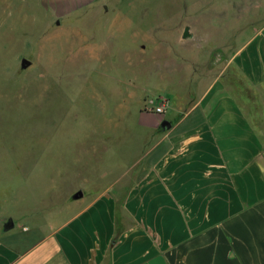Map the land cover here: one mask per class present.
<instances>
[{
    "label": "rangeland",
    "instance_id": "obj_1",
    "mask_svg": "<svg viewBox=\"0 0 264 264\" xmlns=\"http://www.w3.org/2000/svg\"><path fill=\"white\" fill-rule=\"evenodd\" d=\"M53 1L0 0V218L20 227L57 224L72 189L125 173L146 146L143 98L186 99L188 73L168 66L225 55L264 24V0H94L65 14Z\"/></svg>",
    "mask_w": 264,
    "mask_h": 264
},
{
    "label": "crops",
    "instance_id": "obj_2",
    "mask_svg": "<svg viewBox=\"0 0 264 264\" xmlns=\"http://www.w3.org/2000/svg\"><path fill=\"white\" fill-rule=\"evenodd\" d=\"M71 1L51 9L95 4ZM219 53L168 66L188 73L186 99L143 98L146 146L110 185L72 189L54 225L0 218V264H264V24ZM158 96L164 115L147 109Z\"/></svg>",
    "mask_w": 264,
    "mask_h": 264
},
{
    "label": "water",
    "instance_id": "obj_3",
    "mask_svg": "<svg viewBox=\"0 0 264 264\" xmlns=\"http://www.w3.org/2000/svg\"><path fill=\"white\" fill-rule=\"evenodd\" d=\"M190 36H191L190 28H189V27H186L185 30H184V32H183V39H187V38H189ZM31 64H32V62H31L30 60H28V59H26V58H23V59H22V62H21V67H22L23 69H27L29 66H31ZM171 126H172V124H171L169 121H167V120H165V121H163V122L161 123V128H162L163 130L170 129ZM82 196H83V194H82L81 192L78 193V194H76V197H77V198H80V197H82ZM9 227H10V224H7V225H6V228H9ZM11 227H12V226H11Z\"/></svg>",
    "mask_w": 264,
    "mask_h": 264
},
{
    "label": "built area",
    "instance_id": "obj_4",
    "mask_svg": "<svg viewBox=\"0 0 264 264\" xmlns=\"http://www.w3.org/2000/svg\"><path fill=\"white\" fill-rule=\"evenodd\" d=\"M154 101L156 102V105L147 107V109L153 111L156 114L164 115L168 107V100H166L162 96H158ZM154 101H151V103H153Z\"/></svg>",
    "mask_w": 264,
    "mask_h": 264
}]
</instances>
